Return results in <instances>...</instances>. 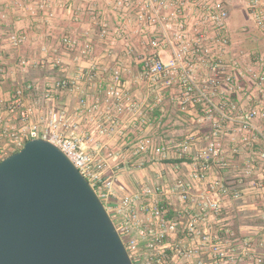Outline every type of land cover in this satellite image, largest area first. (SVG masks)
<instances>
[{
    "label": "built area",
    "instance_id": "obj_1",
    "mask_svg": "<svg viewBox=\"0 0 264 264\" xmlns=\"http://www.w3.org/2000/svg\"><path fill=\"white\" fill-rule=\"evenodd\" d=\"M119 8L139 9L142 23L158 27L152 46L168 47L171 57L164 60L147 56L142 60L139 79L149 88L147 96L136 99L132 92L122 87V74L118 69L101 70L94 66L88 72L80 70L73 77L53 81L43 95L53 98L54 92L70 91L76 95L82 109L94 120L95 134L83 130L80 123L66 109L38 108L28 102V91L38 90L34 84L16 87L9 100L0 99V140H7L15 149L33 139L43 138L57 145L92 184L104 202L134 264H264V233L247 235L228 229L225 236L216 232L214 217L220 211L219 202L211 198L214 193L225 191L222 181H215L199 195L198 206H182L175 217H169L171 206L166 198L169 193L159 186H141L127 191L119 184L127 161L164 160L169 149L151 137H128L127 122L140 118L146 122L150 92L160 85L163 88L179 85L180 108L187 110L190 102L207 107L206 113L219 115L226 121H237L241 137L232 136L236 151L249 145L254 138L264 141V129L255 120L264 118V108L241 112L238 103L230 97L219 102V93H233L244 89L242 74L237 61L228 63L233 52L229 35L230 10L224 0H113ZM15 0L35 14L46 10L47 1ZM248 19L264 34V0H243ZM1 5V0H0ZM193 19V20H192ZM193 22V30L188 28ZM106 30L104 29V33ZM26 37L19 32L10 34L14 45ZM65 43H74L64 38ZM83 53H90L87 44ZM22 66L38 63L31 58H21ZM60 61L57 60L56 64ZM201 71V73H200ZM256 84L264 88V66L251 72ZM93 99L91 100V91ZM93 115V116H92ZM13 118L14 122L11 120ZM222 126L214 121V136ZM116 137L120 138L115 145ZM193 135H188L179 146L178 159L191 155L193 180L208 178L214 164L223 161V151L212 140L202 150L191 154ZM7 152L0 148V159ZM148 155V156H147ZM257 159L264 163V148ZM121 191V194H120ZM183 203L192 200V186L183 178L175 180L173 191ZM120 197L116 199V196ZM240 192L235 193L239 197ZM193 207V208H192ZM186 215L184 220L182 216Z\"/></svg>",
    "mask_w": 264,
    "mask_h": 264
},
{
    "label": "crops",
    "instance_id": "obj_2",
    "mask_svg": "<svg viewBox=\"0 0 264 264\" xmlns=\"http://www.w3.org/2000/svg\"><path fill=\"white\" fill-rule=\"evenodd\" d=\"M32 1L34 4L38 2ZM46 1V10L39 9L31 14L26 4L17 6L15 0H1L0 99L9 100L16 87L34 84L38 90L27 93L35 100L38 111L42 107L47 110L66 109L83 130L95 134V122L90 113L79 106L76 95L65 90L54 92L53 98L45 100L43 95L48 86L58 78L73 77L80 70L88 72L94 66L101 70L114 68L121 71L122 87L132 92L136 99L142 100L150 91L139 79L143 58L155 56L168 60L172 55L171 50L151 45L152 38L160 34V29L140 22L136 5L119 8L113 0ZM235 9L234 13L230 11L229 20V35L234 48L227 59L231 66L234 61L240 65L238 70L242 74L244 89L219 93L215 101L230 97L238 103L241 112H246L253 108H264V88L258 86L250 75L264 66V34L254 23L248 24L243 0ZM188 28L193 30L192 21ZM14 31L26 37L17 46L10 42V34ZM64 38L72 39L74 43H65ZM87 44L92 51L83 53ZM24 57L35 59L38 63L29 66L17 63ZM57 60L60 63L55 65ZM180 93L179 85L168 88L156 86L150 92L149 104L152 109L147 113L146 122L143 123L140 118L127 122V139L136 135L151 137L156 143L168 147L169 156L164 160L157 158L152 161L137 157L129 159L119 184L127 191L147 185L161 187L169 193L166 198L168 206H171L168 216L175 217L182 206H198L199 195L213 182L222 181L225 191L211 195L220 206L217 217L213 218L216 232L225 236L228 229H235L247 235L263 234L264 163L257 159V155L264 148V141L256 137L249 145H241L236 151L237 145L232 136L241 137L239 123L224 122L216 113L207 114V107L199 102L192 101L187 110H181ZM90 99H93V90ZM217 120L222 128L214 136L212 125ZM255 123L264 129V118L258 117ZM188 135L194 136L191 154L204 149L212 140L223 151V161L214 164L206 179L193 180L190 177L191 155L184 159L177 158L179 146ZM118 140L121 139L116 137L115 145L120 147ZM177 178H183L192 186L193 197L188 203H183L172 192ZM236 192H240L239 197H235ZM182 217L187 219L186 215Z\"/></svg>",
    "mask_w": 264,
    "mask_h": 264
},
{
    "label": "water",
    "instance_id": "obj_3",
    "mask_svg": "<svg viewBox=\"0 0 264 264\" xmlns=\"http://www.w3.org/2000/svg\"><path fill=\"white\" fill-rule=\"evenodd\" d=\"M0 264H134L92 184L43 138L0 161Z\"/></svg>",
    "mask_w": 264,
    "mask_h": 264
},
{
    "label": "rangeland",
    "instance_id": "obj_4",
    "mask_svg": "<svg viewBox=\"0 0 264 264\" xmlns=\"http://www.w3.org/2000/svg\"><path fill=\"white\" fill-rule=\"evenodd\" d=\"M226 2V4L229 6V9L231 11V13H234V11L236 10V6L237 4L240 2V0H224ZM242 4V3H241ZM248 24L252 25L253 24V20L252 19H248ZM258 54V53H257ZM256 55V54H255ZM260 56V55H259ZM10 84V83H8ZM9 89V88H8ZM35 100H32L31 99V96H28V102L35 106V103H34ZM1 107V106H0ZM2 108V107H1ZM11 120L14 122L13 118H11ZM0 147L3 148L6 152H7V155L4 157L6 158L12 151L16 150L14 147L10 146L9 145V142H6L4 140H0ZM120 197V194H118L116 196V199Z\"/></svg>",
    "mask_w": 264,
    "mask_h": 264
},
{
    "label": "trees",
    "instance_id": "obj_5",
    "mask_svg": "<svg viewBox=\"0 0 264 264\" xmlns=\"http://www.w3.org/2000/svg\"><path fill=\"white\" fill-rule=\"evenodd\" d=\"M19 149H16V150H14V151H12L9 155H11V154H13L14 152H16V151H18ZM8 155V156H9ZM4 159V158H3ZM3 159H0V161H2Z\"/></svg>",
    "mask_w": 264,
    "mask_h": 264
}]
</instances>
